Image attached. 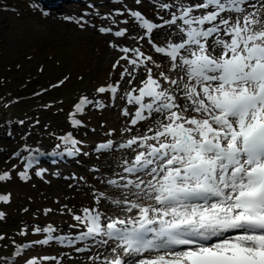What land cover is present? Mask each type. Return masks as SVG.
Returning <instances> with one entry per match:
<instances>
[{
  "label": "snow or ice",
  "instance_id": "6c2138e0",
  "mask_svg": "<svg viewBox=\"0 0 264 264\" xmlns=\"http://www.w3.org/2000/svg\"><path fill=\"white\" fill-rule=\"evenodd\" d=\"M159 7L175 11L170 19L160 17L162 23L140 11L127 13L144 30L138 40L147 39L160 62L140 47L118 49L124 54L120 60L132 65L121 79L131 77V84L134 73L142 69L145 74L142 86L123 97L134 111L125 107L121 114L146 131L117 146L131 149L134 156L123 161L118 179L106 181L121 191L122 198L111 203L123 215L84 208L81 215L73 214L84 229L74 240L54 236L56 229L49 225L34 229L48 234L34 243L91 240L95 247L110 248L109 256L90 257L93 264H264V0H176ZM64 19L85 26L82 17ZM165 26L175 29L177 39L157 44L153 34ZM127 33L123 28L114 35ZM154 68L159 71L154 73ZM119 87L109 84L97 92L115 98ZM92 104L88 97L80 98L70 114L73 126L82 125L76 113ZM95 106L105 107L99 101ZM60 139L71 145L65 149L69 155L80 153L81 142L71 134ZM113 147L108 140L96 150ZM31 163L19 172L21 180L30 179ZM11 179L7 171L0 174V181ZM107 198L104 192L94 193L96 205ZM9 199L0 195V201ZM4 215L0 212V220ZM27 247H18L15 255ZM26 264L40 260L28 259Z\"/></svg>",
  "mask_w": 264,
  "mask_h": 264
},
{
  "label": "rangeland",
  "instance_id": "374dc122",
  "mask_svg": "<svg viewBox=\"0 0 264 264\" xmlns=\"http://www.w3.org/2000/svg\"><path fill=\"white\" fill-rule=\"evenodd\" d=\"M133 3L135 7L143 10L145 16L159 19L160 11H154L155 8H160L159 5H148L145 0H141L140 4L133 0L125 5L123 2L113 4L110 0H100L96 2L97 6L94 3L95 6L77 4L58 12H50L34 3L30 4V0H0V124L10 118L14 125L12 137L1 135L0 125V174L7 171L12 176L11 180L0 183V192L9 193L11 197L9 213L1 220L3 230L10 233L0 242V247L3 248L0 249V263L1 256L9 251L13 239H21L20 229L33 233L35 227L43 229L51 225L56 229L55 232H69L73 223L76 232L83 228L77 225L73 214L81 215L84 208L99 207L108 215H123L114 210L116 206L111 203L112 199L122 198L121 191L108 185L106 181L111 178L118 179V173L123 174V161L129 160L133 153L128 149L129 153L125 157L123 150L126 149L117 146L122 141L146 131L142 125L132 126L129 123L130 118L121 114L125 107L129 111L134 110V106L128 105L123 97L132 87L141 85L145 74L142 69L134 73L137 78L131 84L128 83L131 77L121 79L124 69L131 71L132 65L120 60L124 54L118 49L125 46L140 47L146 55L151 54L160 62L159 54L154 53L149 43L138 40L143 31L134 27L136 23L129 20V15L125 13L124 9ZM43 11H47L49 15L44 16ZM119 11L124 16L116 15ZM68 15L82 17L84 28L65 20L64 17ZM124 21L128 23L125 24ZM101 27H111L113 31L101 33ZM120 28L128 29L125 37L114 35L115 30ZM153 36L158 44L167 39L157 36L155 32ZM108 49L113 53H109ZM49 50H54V59H51ZM44 59L47 60L45 64ZM118 60L120 64L113 68ZM39 68L42 70L39 71ZM161 68L163 69V64ZM43 71L41 80L44 88L34 86L32 94L23 92L26 88L21 89V85H26L27 79L29 82L34 75ZM153 71L156 73L159 70L154 68ZM11 80L18 83V93L9 94L10 90L3 85ZM59 80L64 82L60 87H53L52 82ZM108 82L118 83L120 86L114 100L108 93L97 92V88ZM85 96L93 101L82 114L86 121L85 126L78 129L82 138L86 136L83 138L88 145L84 148L85 152L80 158H76V162L55 166L54 172L49 176L33 177L34 173L28 172L30 179L21 180L18 174L23 169L11 158L12 148L24 144L25 140H30L35 145L51 146L57 143L59 137L64 135L62 130L67 128V121L70 122L69 118L66 119L69 109L63 107L69 102L68 107L75 112L73 100H76V104L80 97ZM96 101L105 107H96ZM23 102L28 104L24 110L20 108ZM3 107L18 108L17 111L25 115L23 123H17V118H8ZM126 127L132 128V131L125 132ZM103 140H112L113 149L95 153L96 141ZM98 192H104L108 198L102 199L96 205L94 193ZM46 209L51 211L45 214ZM67 209H71V212ZM88 248L91 250L77 253L73 247L65 250L59 244L52 243L49 247L35 249L31 254H36L40 264H93L90 259L94 256L92 253L101 256L106 249L93 246V242L89 243ZM45 254H49L48 257L52 254L55 259H40Z\"/></svg>",
  "mask_w": 264,
  "mask_h": 264
},
{
  "label": "bare ground",
  "instance_id": "6f19581e",
  "mask_svg": "<svg viewBox=\"0 0 264 264\" xmlns=\"http://www.w3.org/2000/svg\"><path fill=\"white\" fill-rule=\"evenodd\" d=\"M151 4H159L160 0H149ZM185 3L189 2V0H184ZM164 3H169V4H174L176 3V0H169L168 2H163ZM149 5V4H148ZM171 11H175V8L171 9V10H166V9H162V11L159 13V17H163L164 19H168L170 18V14H171ZM140 29V28H139ZM138 30V29H137ZM175 31V29H168L167 26H165L164 29H159V30H156L155 31V34L159 37H166V38H171L172 40H176L177 37L173 34ZM109 53H113L111 50H109ZM123 153H126V156L127 154L129 153V150L126 149V150H123ZM114 210H118L120 211L119 209H117L116 207L113 208ZM77 225H79V223H77ZM75 224L72 223V226L71 227H74ZM110 255V248H107L105 249L103 252H102V255H101V258H103L104 256H109ZM95 256V255H94ZM97 264H99V261H97Z\"/></svg>",
  "mask_w": 264,
  "mask_h": 264
},
{
  "label": "trees",
  "instance_id": "16d2710c",
  "mask_svg": "<svg viewBox=\"0 0 264 264\" xmlns=\"http://www.w3.org/2000/svg\"><path fill=\"white\" fill-rule=\"evenodd\" d=\"M49 51H51V53H50ZM49 51H48L49 54H50V55L52 54L51 57H54V55H53V54H55L54 50H49ZM46 61H47V60L44 59V62H46ZM42 76H43V74L35 75V76H33V78L31 79V81L29 82V84H27V85H22L23 87H27V88H28L26 92H30V91H32V90L34 89V86H37L38 84H40V83H41ZM22 86H21V87H22ZM12 87H13L14 90L17 89V88H19L18 86H15L14 84H12ZM31 89H32V90H31ZM21 107H26V105L22 103ZM15 111H16V110H15Z\"/></svg>",
  "mask_w": 264,
  "mask_h": 264
}]
</instances>
